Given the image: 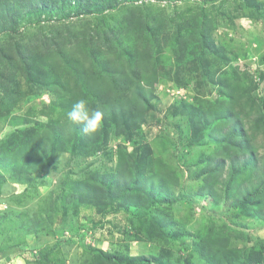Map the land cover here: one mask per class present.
<instances>
[{"label": "rangeland", "instance_id": "obj_1", "mask_svg": "<svg viewBox=\"0 0 264 264\" xmlns=\"http://www.w3.org/2000/svg\"><path fill=\"white\" fill-rule=\"evenodd\" d=\"M148 3L137 1L136 12L110 8L104 18L72 14L58 0L12 22L4 12L0 43L27 44L20 54L30 66L28 73L20 64L0 71V90L14 77L10 106L0 107V264H108L96 249L153 264H206L197 249L204 236L228 239L237 249L264 244V219L225 193L223 177L215 185L206 180L215 147L201 116L226 90L220 77L229 67L242 97L264 98V0ZM129 13L155 19L160 37L149 70L157 75L150 76L152 85L143 83L147 97L138 121L110 130L97 151L68 140L47 153L36 145L15 151L66 113V95L47 81L63 75L62 59L76 58L89 40L103 45L110 27L124 31ZM137 36L132 30L124 38ZM80 40L79 48L69 46Z\"/></svg>", "mask_w": 264, "mask_h": 264}, {"label": "trees", "instance_id": "obj_2", "mask_svg": "<svg viewBox=\"0 0 264 264\" xmlns=\"http://www.w3.org/2000/svg\"><path fill=\"white\" fill-rule=\"evenodd\" d=\"M9 1L0 0V32L8 22L7 17L12 22L19 13V15L29 14L36 9H43L44 5L48 8L57 0H47L42 6L33 4V0H19V3L15 4ZM123 1H126L124 6L118 5L115 0H58V3L67 6L72 10V14L94 13L99 18H104L105 12L110 8L121 6L120 8H129L132 12H136L134 8L137 7V1H141L140 7H147L151 0ZM4 12L7 13L5 14L7 17L4 16ZM129 16V19L125 17L121 24V27H125L124 31L112 27L108 28L109 31L104 30L103 45L100 43L97 45L93 40H89L86 43L88 45L84 46V50H81L76 58L71 55L73 61L62 59V64L66 63L63 75L57 73L47 79L52 87L51 90L66 95L63 96L61 103L66 113L71 109L72 104L81 98L88 101L90 109L101 111L103 120L100 129L94 135H85L81 124L73 125L68 120L61 119L66 117L64 113L58 119L46 124L44 129L34 133L30 140L23 142L22 146L15 148V151L20 148L27 151L31 145H36L41 152L47 153L50 148L60 145L65 140L77 143L81 149L97 151L107 141L110 130L121 131V128L133 127L132 124L141 117L146 103L147 94L143 83L152 85L150 76L157 75V72L149 73V70L154 65V59L158 58L153 53V47L157 45L160 37L155 19H146L135 13H129ZM132 30H135L139 36L133 41L125 39L124 36L127 37ZM202 32L206 33L205 37L201 33L203 45L208 47L205 41L209 33L205 24ZM181 37V34L176 37L180 45ZM80 38L81 36L77 37ZM80 42L71 41L69 46L79 48L83 45ZM27 48H29L27 44L16 43L14 47L12 44L0 43V71L3 72L6 66L15 68L20 64L23 65L24 72L28 73L30 60L28 57L23 58V53L20 54L22 49ZM144 49L147 51L144 52ZM17 53L18 57L9 59ZM230 68L224 71L227 72L225 79L220 77V82L222 78L226 90L223 89V94L214 106L203 108L201 111L204 130L208 135L205 134L214 141L215 147L212 156H209V165L206 166L209 169L206 180L209 178L210 183L215 185L220 182L219 178L223 177L221 184L225 193L239 201L240 207L251 208L264 219V98L258 99L249 93L247 97H242L240 89L238 90L240 78L238 76L234 78ZM59 69L57 66L51 73L54 74ZM154 71L157 70L154 68ZM13 78L8 81H13ZM9 82L3 84L0 90V107L4 106V110L10 106V100L6 99L7 95H13ZM69 82H73V86ZM68 130L70 134H67ZM135 189L138 190V186ZM135 189L131 192H135ZM197 249L206 264H259L264 260V244L260 243L237 249L230 245L228 239L204 236L199 239ZM95 253L108 264H153L151 259L145 257L127 259L101 249H96Z\"/></svg>", "mask_w": 264, "mask_h": 264}, {"label": "clouds", "instance_id": "obj_3", "mask_svg": "<svg viewBox=\"0 0 264 264\" xmlns=\"http://www.w3.org/2000/svg\"><path fill=\"white\" fill-rule=\"evenodd\" d=\"M66 119L73 125L81 124L83 134L91 136L100 129L103 113L90 109L88 101L81 98L72 104L71 109L66 113Z\"/></svg>", "mask_w": 264, "mask_h": 264}]
</instances>
